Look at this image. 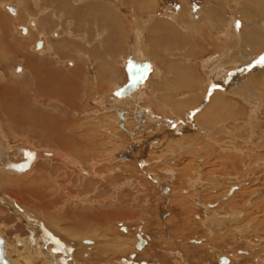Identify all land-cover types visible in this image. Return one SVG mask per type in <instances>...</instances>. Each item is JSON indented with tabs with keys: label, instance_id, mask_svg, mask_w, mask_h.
<instances>
[{
	"label": "rangeland",
	"instance_id": "374dc122",
	"mask_svg": "<svg viewBox=\"0 0 264 264\" xmlns=\"http://www.w3.org/2000/svg\"><path fill=\"white\" fill-rule=\"evenodd\" d=\"M110 1L109 0L108 1L98 0L96 2L102 3L106 6H108L110 11L112 12L110 16H112L113 18H116L117 19L116 22H118V24H120V26H121V29L113 30L108 25L110 27L111 34L113 35V38L114 37H115L114 39L117 38L118 41H120L121 39L123 40L124 38L127 39L125 45L121 44L120 48L117 49V51H118L117 52V57H118V60H117L118 64L117 65H118V68L121 70L123 67L122 62L127 58V56L132 52V50L136 49L137 35L135 36L133 34L134 33L133 29L129 28V24H133L131 22V19H130V17L132 18V16H135L136 19H141L142 17H143L142 19H145V18L149 19L152 17V15L156 14L158 11L157 17H161V15L163 13L168 12L170 14V17L172 18L174 13H176V12L178 13L179 11H181V9H184L185 7L190 6L192 9L194 7H196L194 9H197L199 7L205 8V9L211 8L210 17L212 20H214V21L219 20L221 17H223V15H221V14H225L223 18H225L227 20V22L229 21L230 23H232V19L230 17L232 15L231 12H229V10L226 11V9L224 7L225 5L224 6L221 5V2L218 3L219 1H217V0H151L150 1L151 3L154 2L153 9H155V11L153 13L150 12L152 10L151 4H150L151 8L149 7L148 8L149 11H148V9L144 10L143 8H141L139 6L136 7V4H130L129 0H118L119 3L118 4H115L117 2L112 3V7L110 5H108L109 3L111 4ZM124 1L126 4H124ZM31 4L34 5L32 0H30L29 6H31ZM5 5H9L10 7H16L17 5L20 6V4H17V5L5 4ZM262 6H263V4H261V7ZM23 7H26L28 9L27 2H26L25 6H22V7L20 6L21 15L23 14V12H25ZM212 7H214L216 11L213 10L214 8H212ZM2 8L4 9V5H2ZM123 8H125V9H123ZM131 8H136V9L131 11ZM249 8H250V11L254 10L251 6L250 7L247 6L246 11ZM256 8L257 9H256L255 18L257 19V22L264 20V10H262L263 11L262 12V11H260L259 7H256ZM30 9H31V7H30ZM36 9L39 10L38 8H36ZM232 9H235V8L232 7ZM119 11H121L122 15L120 13L117 15V12H119ZM129 11L131 12V15H129ZM138 13H140V15H138ZM52 14L53 13L51 12V15ZM45 17L40 18V23L46 24V22L44 20ZM194 17L195 16L193 15L192 18H194ZM62 18H64V17H62ZM66 18H68V17H66ZM88 18H90V17H87V19L85 20V22H86L85 24H81L84 21H81V22L78 21L76 23L80 22V27L77 28V32L79 31V32H82L84 34L86 33V35H83V36H87V34H88L90 40L93 41L92 43L94 45H96L94 47V49L91 51L92 53L90 52L87 54L88 61H89L88 67H90V69H91V67H95V64H96L95 61L98 59V57H100L101 59H105L104 48L108 44V43L105 44V42L106 41L108 42L109 39H108V37L107 38L104 37V34L99 32V30H97L96 36H94V37L90 36L89 35L90 32L91 33L94 32V28H93L94 25L91 26V29L89 31V29H88ZM97 18H99V22H100L101 21L100 14H99V17H97ZM235 18L237 20L234 21V23H235L234 25H236V30H238V32H239L237 35H242L241 34L242 31L240 29L242 28V26H244V24H246V22H245L246 19L243 20V18L241 16H239V18H237V17H235ZM32 19H30V20H32ZM7 20L8 21L10 20L12 22H18L16 20V18H14L12 15L8 16ZM61 21L62 20H60V22H57L55 24V27L53 28L54 30L53 29L48 30L46 35H48L49 38L46 37V35H45V37H46L45 39L48 41L51 48H53L55 46V43H56V42L52 41V34H53L52 31H57L58 29L59 30L62 29L64 24ZM253 21H255V20H253ZM28 22H27V24H28ZM99 22L96 23V27H98V28L100 26ZM239 23H240V25H239ZM74 25L75 24H72L71 29L75 28ZM237 27H240V28L237 29ZM69 29L70 28L68 27V30ZM79 29H84V30L81 31ZM153 29H155V28L151 27L150 30H153ZM206 29H208V30L207 31L205 30V33H204L205 37H204V34L202 33L203 36L199 35L198 38H195V40H198L199 42H201L202 45L203 44L204 45L209 44V41H210L208 37H209V34L212 33L211 28L207 27ZM16 30H18V26H16ZM119 32H121L122 34H120ZM263 32L264 31H262V33H261L263 35L262 37L258 36L259 45H261V47H260L261 50L264 48V34H263ZM147 33L148 32H146V34ZM99 34L101 35L102 41L96 40L97 36ZM182 35H184V34L182 33ZM206 35H208V36H206ZM80 36H82V35H80ZM147 36H148V34H147ZM184 36H186V35H184ZM190 39L191 40H189V37L186 38V40L184 39L185 40L184 42H187V45L186 44L184 45L185 48H183V46L180 47V45L178 44V46L181 49L173 48V50H171V51L167 50L164 52H162V50H160V48L155 47V43L154 42L151 43L152 41L149 37L146 40V43H147L146 45H148L151 52L154 55L156 54L157 56L159 54H160V56L161 55L163 56L164 53H167V55L168 54L171 55V53L173 51H175V50L179 51L180 50L181 51V53H180L181 58L177 59V60L171 59L168 63L171 64L172 69H174V67H176L177 70H180V75H182L183 68L185 67V65L188 66V62H186L187 59L185 60V57L187 58V57L193 56L194 59L196 58L197 60H199L201 62L200 55L207 54V52L211 51L212 49H214L216 51H218V50L222 51V50H224L225 43H228V39H226V37H222L221 43L218 42V48L217 49H216L217 45H214V47L212 46L213 48L210 46H206V48L208 47V49H206L205 52H203L202 50H200V48L198 49V46L197 47L195 46L193 50L189 51V46H190L191 42L193 41L192 40L193 38H190ZM206 39H208L209 41L208 40L206 41ZM241 40H242V43H241ZM238 42H240V43H238ZM252 42H253V37L247 39L246 37L245 38L244 37L238 38L235 36V39L232 43L234 46H237L240 48L238 50L242 49L244 51V54L247 53L248 55L250 54V56H251L256 51V48H253V46L251 45ZM173 43L175 44V46H177L176 45L177 43H175L174 41H173ZM192 43H194V41ZM78 46H81V45H77V48H78ZM100 47H101V49H100ZM108 47H109V45H107V48ZM99 51H101V52H99ZM5 52H6V50H5ZM132 53H134V51ZM263 53H264V50H263ZM90 54L93 55L94 58H92V56ZM195 54H196V56H195ZM89 55H90V57H89ZM154 55H153V57H154ZM39 56L42 58L44 57L43 55L37 53L38 58H39ZM46 57H47V59L51 60L50 58H48L47 55L44 58H46ZM84 57L85 56L83 54L79 60L81 67H83L82 62H84L83 61ZM240 57L242 60V58H243L242 54H240ZM166 58H167V56H166ZM166 58H165V60H166ZM154 59L157 63V61L161 58L154 57ZM162 60H163V58H162ZM117 61L112 59L110 61V64L108 65L109 67H107V70L106 69H101V70L99 69V76H98V72L95 73L91 69L92 74L91 73L90 74H91V76H93V80H94L95 76H96V78L97 77L101 78L102 76L104 78H107L106 80L108 83L106 85V90L103 91V92H105L106 98H108V100H106L107 104L105 103V101L103 99V103L105 105V108L110 107L109 105L111 104V97H114V95H112V93H111V90L113 89V87L114 86L115 87L121 86L120 84H122V81H120V79H115V78L113 79L114 73L116 71V70H114L113 67H115V63H117ZM161 62L165 63L164 60ZM227 62L228 61H226V63L224 62L226 65L224 64V66L222 68V69H224V72L227 71L228 68H229L228 70H231V69L235 70V68L234 67L232 68V65H229V63H227ZM261 62H263V60H261V59L259 60V58H257V60H254V62H252L251 66L255 67V66H253V63L255 65L259 66L260 64H262ZM197 63H198V61H197ZM197 63H195V65ZM54 64H57V65H63L64 64L65 67H68L69 69L72 70V68H70L68 65L67 66L65 65V61L62 62L61 64H58L57 61H55ZM112 65H113V67H112ZM156 66L159 68V66L157 64H156ZM225 66H227L228 68H226ZM252 67H251V69H252ZM1 68H0V72L5 73V69L4 68L1 69ZM196 68H198V67H196ZM199 68H200V63H199ZM119 69L117 70V72L119 71ZM124 69L122 71L123 76L126 74V71L124 73ZM161 71H163V70L161 69ZM12 72H13V68L11 69V75L13 78L16 79L15 76H17V75H15V73L13 74ZM170 73H172V72H170ZM65 74H66L65 68L59 69L58 77L59 76L63 77V76H65ZM167 74L168 75L166 76L165 71H163L162 74L159 73V74L154 75L152 80H151V83L145 89V92L147 93L148 97L150 96V98L146 97L144 100L141 101L142 105L141 104L140 105L142 107L145 106L143 108H146L147 110L149 109L155 115V117H157L155 122L149 121L150 118H147L144 121V122H146V121L148 122V123L144 124V126L146 128H148V129H145V132L140 130L142 125H139L138 123H140V122L136 121L134 110L133 109L129 110V117H130L129 124H130L132 129L140 131L143 136H140L141 134H139V136L143 137V138L145 137L146 133H149V134L153 133L152 131L149 130V128L151 126H153L154 124L158 126L159 131L164 130L167 127V126L161 124L162 123V121H161L162 117H163V119L166 117L167 118L169 117L174 121H176L178 119V117H182V118H184L183 123L185 122L184 124H186L188 126V128H190L192 126V128H190V129H192L191 133L185 134V137L183 139L184 141H181L182 144L180 143V144L175 145L173 143L174 146L172 143H167L168 145L167 144H164V145L158 144V146L160 148L158 146L156 148H159L160 152L162 151L161 149H165V148L167 149L166 152H163V154L161 155L162 159L166 158V163H161L158 165H152L154 160H149L150 159L149 158V159H147L149 163H146L144 165L142 163L141 166L139 165V163L136 160L131 161V162H129V161L127 162V161L120 160V159H119V161L115 160L112 163H110V161L108 160V162H106V164L103 165L102 160H103V156H104V152H105L106 148L113 149L115 147H118L119 148L118 152H120V150H121V153H122V149H125L127 146L125 143H127L130 140V138L128 137V135L130 133L126 132L127 133L126 134L124 132V130L120 129V127L117 126L116 119H112L113 126L115 127L114 134H117V131H118V132L122 133L124 136H126V138H123L120 135H118V136L116 135L117 138L114 141L110 140L108 138H105V137L100 139L99 149L95 152L96 155H100V156L92 162L99 163L100 166L98 168V171H100L101 173H105V174L107 173V174L105 176L106 181H101V180L99 181L98 178H94V179L92 178L91 179V181L94 180V181H92L93 183H99L96 187H94V190L86 189V187H85L86 180H84L81 176H79V174L75 170H73L71 168L66 167V169H68L69 174H63V172H62L63 175L62 174L58 175L56 173L57 171H55L56 168L52 166V163H45V164L40 165L36 169V171H34V173L31 175V178L40 177V178L44 179L47 177L49 182L55 184V187H56L55 189H60V192H62L63 194H65V193L71 194L72 200L68 203L69 208L66 209L67 211H64V212L62 211L66 208V204L64 203L65 197H63V196L58 198L59 201L56 200L57 205L54 207L45 205V206H40L37 209V211H34V210L28 211V214H30V216L33 217L34 221H38V223H41L45 227L51 229L60 239L67 241L71 245H73L75 248V253L78 250L75 258L73 259V261L71 263H73V264H107V263L108 264H117L119 262V260H121L122 258H128V256L132 252V248L136 244V241H135L136 236H133V234L131 232L128 233L129 235L128 234L123 235L119 232L118 226L120 224L118 225V223L124 222L126 225L133 227V229H134L133 232L136 231V228L140 223H144L143 232L146 231V233L148 235L153 237L152 238L153 242L150 243L149 247H147V249L144 251L145 254L144 253L140 254V257H139L140 260L145 259V260H148V261L153 262L155 264H217L214 257L211 254L208 256L206 253V250H204V248L202 249L201 246L199 248H197V246H195L194 244H192L190 242L192 239L198 240L199 237H207L208 236L206 234L205 230L198 228V226L192 225V223H194V224L197 223V221H198L197 219L191 217L193 220H189L187 218L190 223L186 227H183V231L186 230V231H184V233H182V231H179V229L177 228L179 225H181L178 223V220L176 222L177 224L170 222L173 220L174 217L176 219H182V221H184V217L186 216L185 211L182 210V208H184V207L180 206V207H182V208H180L178 203L175 202V200H178L180 197H182L181 193L178 194V197L176 196L177 194H175L174 197L170 200L171 204L169 202H167V204H166L167 206L165 205L166 206L165 209L168 212H171L172 217L166 221H163V222L160 220L158 222L155 221V220H158V218H159L158 212H159L160 204H162V202H164L162 200L161 185L163 184L164 180H166V179L169 180V176H167L165 173V171H167L166 169L170 166H173V165H176V167H179V168L184 167V164L186 163V161L189 163H192V161H194V160L198 161V158H201V157H203L206 160L209 159L210 161H213V163H214L213 174H215V177H213V176L211 177V175L205 176V175H207V174H205L206 170L203 172L204 176H202L203 183L206 185H210L211 187H213V189L211 190V189H208L207 187L203 186V188H201V190H200L201 192L199 194L202 195L201 198H202L203 202L208 201V203H211L214 205L216 203H218V201H219L218 197L223 195L226 191H228L229 187L236 186L238 184L237 181H239V180L244 181V182H241V184H242L241 186L245 187V188L249 187V189L251 190L252 188L259 187L258 183H261L264 180V169H263L264 168V112L261 113V110L258 112L256 110L257 114H255L256 112L251 114V116L254 115V117L256 119L250 118V121H249V117L247 115H249L250 112L253 111L254 109H252L251 111L246 110V111L242 112V108H241L242 104H241L240 100L239 99L238 100L233 99L232 96H228V99L229 98L233 99V100L237 101L238 103L234 102L233 100H232V102H234V104L229 103V108L231 109V111L228 110V112H227L228 114H225L222 117V119H221L222 121L219 122V124H221V126L222 125L223 126L221 129H219L220 131L218 133H215V136L220 140L219 141L220 143L218 142V144L226 143L227 145H231L233 143V145H232V147H234L233 150L231 149L229 154H227V153L223 154V152L221 151L220 145L219 146L215 145L214 147H211L208 144L207 139L203 140L201 138V137H208V136L202 135L203 133L199 134L195 131V127H194L195 124L194 123H199L208 132L211 129V128H208V126H205L200 122H197L198 119L196 121V119L194 118L195 116L192 113V112H194L192 110V108H194L198 103V97H199L198 93H197L198 91L195 92L196 94L195 93L193 94V92L191 90L187 91V89H186V90H183L182 93L181 92L176 93L175 91L170 90V88L168 87V90H163V92L161 90L157 94V97L160 96V94L164 95L166 92L169 94V95H166V100H165L166 102L164 101V103H166V105L170 104V102H168V101H170L172 99V97L178 98V97H181L183 94H186L185 99L191 97L192 100H190L186 103L185 102H179L177 100H176V102L174 100L173 101L171 100L173 105H178L179 103H183V105L179 106V108L181 109L180 111L178 110L179 112H172V111L170 112L169 107L168 106L165 107L164 106L165 104H163L162 101H160V100H154V101L148 100V99H154L155 98V97H153V95H151L154 92L153 86H156L155 84H158L160 87H162V86L165 87L168 85L176 86L175 84H173V83H175V81H173V80L177 79L180 76L178 71L176 72V74L172 73L173 75L169 74L168 72H167ZM198 74H199V72H198ZM208 75H209V73H207V81H204L203 78L200 75H198V77H201V80H202V81H200V86H203L204 82L205 83L208 82ZM234 75L236 77L235 76L232 77L233 78L232 82H231V80H229L227 85H225V84L223 85V87L225 89L229 88L230 89L229 91H236V89H238V87L236 85H235L236 87H233V88L231 86L233 85V83L235 81H238V79L241 80V77H242L241 75H239L238 72L237 73L234 72ZM125 77H127V76H125ZM162 81H163V83H162ZM83 83L84 82L77 81V85L79 87L78 89H81V91H82V95H81L82 97L81 98L79 97L82 100H78V103L82 104L80 106H84L83 107L84 110H87V111L93 110L94 111L95 109L98 108L97 104L95 103V100L100 95V94H98V91H97L99 89H97L95 86V83L92 82L93 91L91 89H89V91H87L88 86H86L85 83L84 84ZM101 84H103V83H101ZM14 85L15 84H13V86ZM0 88H1V86H0ZM17 90H18V93H20V92L22 93V91L19 90L18 88H17ZM238 91L241 92V90H238ZM177 95H178V97H176ZM187 95H190V96H187ZM36 96H38V98H41L44 101L43 105H37V104L34 105V103H31L33 106L30 109L22 107V104L19 101L20 98H18V97H17L18 100L16 102H14L11 99V100H8V102L6 101L5 103H0L2 108L4 105L10 106V112H11L9 114L4 113V111H2L1 106H0V126L3 128V134L0 136V139L7 142L8 143L7 146L15 147V146H19V145H26L28 143H34L35 145H46V143L49 144L50 141L46 138L47 137L46 132L43 133L42 131L46 130L47 129L46 127H50L51 124H53L52 120L54 118H57V117L63 118V117L67 116V114L65 113V111H66L65 105L66 104L62 99H58L54 94L46 93V92H44L41 95L37 94ZM192 96L194 99L192 98ZM155 102H157V103H155ZM158 102H160V103H158ZM204 102H205V100H204ZM11 104H14V105H11ZM202 104H203V102H202ZM107 105H108V107H107ZM234 105H238V107H240L241 109L237 107L238 111H233ZM37 106L40 109H35ZM126 106L133 108L131 104H127ZM149 110H148V112H149ZM190 110H192V111H190ZM196 111L198 112V109ZM186 113H190L191 116H187L189 114L185 115ZM244 114H246V115H244ZM14 115H15V118H14ZM240 115H242V116H240ZM107 116L108 115H103V116L98 117V118L104 119ZM186 116L188 119L186 118ZM226 116H228V117H226ZM2 119H4V120H2ZM57 120L62 121L59 118H57ZM234 120L239 121V123H238L239 126H236L233 124ZM160 121H161V123H160ZM246 122H249V124H246ZM102 124H104V123L102 122ZM243 124H245V125H243ZM88 125H90V123L86 124V122H85L83 126L82 125L80 126L79 124H77L75 126L80 127V130L76 131L75 133L70 132V134L69 133L68 134L69 135L74 134L75 137H77V138L82 137L85 139H92L93 134L95 135V133L97 134V132L92 130V129L86 130L85 127H87ZM254 126H256V127H254ZM7 127L10 130L15 129L16 136H15V134L8 132ZM211 131L212 130H210V132ZM251 137H253V139H251ZM223 139H224V141H223ZM8 140H9V142H8ZM19 143H23V144H19ZM34 144H30V145H34ZM212 144L213 143H211V145ZM55 146H56L55 144H51V148L54 149ZM183 146L189 147L188 148L189 150L183 149ZM170 147L173 149H169ZM235 148H240V149L242 148V149L241 150L240 149L235 150ZM37 149L47 150V149H43V148L42 149L37 148ZM138 150H141V149H138ZM156 152H157V149H154L150 153L155 154ZM209 153H210V156L208 155ZM64 154L70 160L78 162L84 169L89 168L90 164L92 163V162L90 163L91 158L88 159L86 157H83V158L76 157V155L72 154V153H69V154L64 153ZM241 156H243L241 158L242 161L239 160V157H241ZM229 157H230V161H228ZM11 158L13 161H16V162L21 161V156H19L16 153H15V155L11 154ZM221 158H223V160H221ZM225 158L227 159L226 161H225ZM232 158H234V160ZM218 159H220V161H219L220 163H217ZM235 159L237 162L235 161ZM210 161H208V162H210ZM208 170H212V168H210ZM177 172H179L178 175H180V170H178ZM54 173H55V175L52 176V174H54ZM147 173H150L153 176V178L147 177L145 175ZM70 174L72 175V178H73V182H72L73 185L70 184L71 182L66 180L69 178ZM188 176L189 177H184V178L182 177L180 179L179 178L176 179L174 181V184H172V186H173L172 188L177 192H179L181 189H184V190L189 189L190 190V187H191L190 184L192 181L190 182L189 178L192 179L195 176H194V174H193V176L192 175H188ZM178 177H180V176H178ZM0 178H2V175L0 176ZM151 179H154V180H151ZM245 180L248 183H245ZM256 180H257V182H256ZM69 185H71V186H69ZM113 186H117L116 191H113L114 189L110 188V187L113 188ZM243 190H244V188H243ZM250 190H248V191L251 192ZM203 191H208V192L206 193ZM248 191L243 193V195L241 192L240 196L236 197V202H234L233 206H232V204L227 205L226 203H225V205H223L224 203L221 205L225 206V208L230 206L232 208V210L236 211V214H238L237 211L239 213L242 212L241 218H240V220H241L240 223L243 225L244 224L246 225L249 223V225H250L249 227L252 226V228H254V229L253 230H251V228L245 229L243 232H241V233L245 232L244 238L241 240L234 241L233 239H231L230 237L227 236V235L234 233L233 231H230L231 228H229L228 225L231 222L238 223L237 220H228L227 222H225V221H220V220H217L215 218H212L215 221L225 223L226 227H228L229 229H224L222 231L221 230L222 223H221L220 227H217L213 230L214 232H216V234L217 233L218 234H224V236H225V238L219 239V235H217V237H215L218 239V240H216L217 244H213V242H211L212 241V239H211L210 243H212L214 246L209 245L208 244L209 240L205 239V241H206L205 247L208 250L210 248L212 253H214L215 255L227 254L229 252H234V253H232L233 254L232 255V261H233L232 264H234L235 262H236L235 264H246L247 261L245 259L250 258L252 256L246 257L244 260H239L237 257V255H238L237 249H243L244 248V249H247V251H243V252H249V250L252 249L251 243L255 244L254 239H259L258 237L264 238V213H263L264 212L263 211V209H264V200L263 199L264 198L259 199V200H253L252 197L250 198L251 195ZM7 192H9V190H6V192L0 191V198L5 199L8 197V195L10 197L11 194H9ZM12 193H14V192H12ZM219 193H220V195H219ZM81 194H84V195H81ZM103 194H104V196H103ZM75 195H77V196H75ZM185 195H188V194H185ZM11 196L12 197H10V201H16L17 200L16 197L14 196V194H12ZM253 196H255L254 193H253ZM185 197H187V196H185ZM187 198H189V197H187ZM94 199L97 201V203L100 202V204L97 205V207L95 209H93V210L90 209V211H89L90 212L89 214L91 215V218H90L91 223H89L86 220L89 223V226L87 228L88 231L79 230V229H76L75 227H73L75 225V222H78V220L82 218V213L80 211H78L77 203H80L81 201H87L91 205L90 202ZM172 200L174 203L172 202ZM247 200H249V201L253 200V201H251L250 206H247V205L245 206ZM102 201H103V203H102ZM230 202H232V200L228 201V203H230ZM192 203L193 202H191V204ZM217 205L218 204H216V206ZM218 206H220V204ZM0 207L3 208L7 212V213L3 214L4 217H2V220L0 219L1 220L0 224L1 223L4 224V225L2 224L1 228L6 232L8 238H9L8 241L10 243H12L11 245L16 246L17 240L15 239V237L20 236V238H26L28 236V231L25 229L23 224L20 222H18V224H19L18 226L14 225V222L16 221L15 216L12 215L11 213H9L1 205V203H0ZM221 209H222V207H221ZM97 211H102V212H100V214H106V215L108 214V216H110V214H112V213H116L115 211H117V214L118 213L122 214V213L127 212V214L129 215V220H128L129 223L126 221L117 222V219L118 220H121V219L116 217L115 221H112L110 224H108L109 222L107 223V227L109 229L107 231H105L100 226H98L97 223H93V216H94L93 214L96 215L98 213ZM201 212H202V210H196L195 211V213H197L199 216H201L200 215ZM191 214H192V211H191ZM106 215L103 216L105 218V220H107L106 218H108V216L106 217ZM141 220H143V221L141 222ZM207 221H208V218H207ZM104 225H106V224H104ZM203 225H205L207 227V225L204 221H203ZM243 225H241V226H243ZM13 226H16V227H13ZM146 226H147V228H145ZM228 230H229V233H228ZM167 234L171 238H174V240H179V241L174 242L172 240L168 241L169 238L164 239L163 236L164 235L167 236ZM187 234H188V236H187ZM230 236L232 237V235H230ZM83 239H90V240L95 239L97 241H101V244L104 245V247H105L104 253H106V256L100 257V255H99L96 258L91 256L92 255L91 254V252H92L91 248L83 249L84 248L83 246H85V245H80L81 244L80 242ZM238 239H239V237H238ZM107 241H108V243H107ZM259 241L262 242V240H260V239H259ZM23 246H24V243L21 244L20 249L22 251H24V253H25L27 251H25V246L24 247ZM86 247H89V246H86ZM111 247H113V249ZM33 249H35V246H32V250ZM212 249H214V251ZM193 250H194V253H192ZM178 251H180L181 254L185 255L186 260H185V257L182 258L183 260H185L184 263H182L183 261L181 262V260L176 263V260H174V257L176 255H177L176 257H178V255H179V257H182V256H180L181 254H179ZM83 252H85V253H83ZM258 252H259V250H256L255 255H258ZM104 253L101 252L100 254H104ZM249 253L251 255L253 253V250H251V252H249ZM85 254H88V256H84ZM45 256H46V254H45ZM189 256H191V257H189ZM48 259H50V258H47V263H49ZM39 262H41V261H39ZM260 263L262 264L261 259H260ZM34 264H39V263H34Z\"/></svg>",
	"mask_w": 264,
	"mask_h": 264
},
{
	"label": "bare ground",
	"instance_id": "6f19581e",
	"mask_svg": "<svg viewBox=\"0 0 264 264\" xmlns=\"http://www.w3.org/2000/svg\"><path fill=\"white\" fill-rule=\"evenodd\" d=\"M24 1H25V3L27 2V6L30 9V7H29L30 1L29 0H24ZM32 1H33L34 6L39 9V10H37L38 14L42 10H43V12L50 11L53 14H57L58 13L57 11L59 10V12H62L60 17H68V18H70V17L73 16L74 17V19H72V21L74 22L73 24H76V22H78V21H84L81 24H85L86 23L85 20L87 19V17L93 16L92 15L93 13H95V14L99 13L101 21L106 22V24H108L111 28L114 27L113 30H116V28L117 29H121L120 24H118V22H116L117 19L113 18L112 16H110L112 12L108 8V6H106V5L102 4V3H98V2H96V0H94L95 3H90V4H92L91 6L87 5V3H88L87 2V3H85L87 6L84 7L83 6L84 4H83L81 8L74 7V6H77L76 4H81L82 3V2H80L81 0H51L52 1V2L50 1L52 3L51 6L47 5V4H50V2H48L47 0H32ZM102 1H106V0H102ZM150 1L151 0H129V3L130 4H136V7L139 6V7L143 8L144 10H147L150 7ZM217 1H219L218 3L221 2V5H223V6L225 5L224 7H225L226 11L229 10V12H231L232 15L230 17L232 19V23H230L229 21L227 22V20L225 18H223L225 14H221V15H223V17H221L219 20H216V21L212 20L211 17H210L211 8L210 9H207V8L205 9V8L199 7L197 9H194V8L192 9L190 6L189 7H185L184 9H181V11L178 10L179 12L178 13L177 12L174 13L172 18L170 17V14L168 12H165V13H163L161 15L160 19L155 20V16H157L158 11H157L156 14L152 15V17L149 18V19L148 18L147 19H142L143 17L141 19H136L135 16H132V19H133L132 23L133 24H129V28L133 29V32H134L135 36L137 35V38H136V40H137L136 49L133 50L134 51L133 54L131 53L132 56H128L122 62L123 63L122 66H123V69H124L125 66H126V62H127L128 58H132L136 62H148V63H150V66H151V73L149 74L148 79L144 83H142L137 90H134L130 94H128V95H126L124 97H121V98L115 96L114 92L116 90H118L119 88H121L122 86H116V87L114 86L113 89L111 90V93H112V95H114V97H111V104H110L109 108H105V105L103 103V99H101L100 101L99 100L96 101L97 104H100L103 107L104 112H102V114H101V112H98L95 115H99L100 114V116H101V115L105 114V115H108V116L106 118H104V119H101V118L99 119L98 117H93L94 113H92V114L88 113L89 114L88 115V117H89L88 120L89 121H87L86 124L90 123V125L85 127V129L86 130L92 129V130L97 132V134L96 133H95V135L93 134L92 139H85V138H82V137H78L77 138V137H75L74 134L73 135H69L66 132V130H67L66 128H64V129H66L65 130L66 133H64L63 132L64 130L60 129V128H61V126H63V127L66 126V125L68 126L69 122H67V121L65 122L62 119H61L62 121H59L56 118H55V120H56V123L58 121L59 129H55V130L53 129L54 132L49 134V135H51L50 137H52L53 139L57 140L60 143V145L63 143V146H61V147H65L66 148V154L67 153L68 154L72 153V154H75L76 157H80V158L86 157L88 159L91 158V160H90V163H91L92 161H94L95 159H97L100 156V155H96L95 152L99 149V144H100L99 141H100L101 138L105 137V138H108V139L113 140V141L117 138L118 135L122 136L123 138H126V136H124L122 133H120L118 131H117V134H114L115 127L113 126L112 119H116L117 126H120V124H123L124 128H122L120 126L121 127L120 129L124 130L125 133L126 132L130 133L128 135L130 140L127 143H125L127 146H126L125 149H122V153L126 152V151H130L129 153H132L133 155H135L136 153H134V151H135L134 145H136V141H137L138 138H143V137H140V136H143V135L141 134L140 131L134 130V129L131 128V126L129 124V120H130L129 110H131V109L134 110L136 121L140 122V123H138L139 125H142L140 130L143 131V132H145V129H148V128H146L144 126V124H146V123H144V121L147 118H150L149 121H151V122H155L156 121L157 117H155V115L149 109H148L149 110V112H148V110L146 108H143L140 104H141L142 100H144L146 97H148L147 93L145 92V89L151 83V80H152L153 76L156 75V74H159V73L160 74L163 73V71H161V69H159L156 66V61H155V59L153 57L154 54L151 52V50L148 47V45H146L147 44L146 43L147 38L149 37L151 39V41H152L151 43L154 42L155 43V47L160 48V50H162V52H164V51H167V50L171 51V50H173V48L181 49L180 48L181 46H183V48H185L184 45L185 44L187 45V42H184V41L186 40V38L189 37V40H191L190 38H193L192 40L194 41V43H192L193 41L192 42L190 41L191 44L189 46V51L193 50L195 46L196 47L198 46V49L200 48V50L205 52V50L208 49V47L206 48V46H210V47L213 46L214 47V45H217V47H216V49H217L218 48V42L221 43V38L222 37H226V39H228V43L224 42L225 43L224 50H222L220 53L212 54V56L207 57V59H205V60L204 59L201 60V62L199 60H197L196 58L194 59L193 56H190V57H187V58L185 57V60L187 59L186 62H188V66L187 67L185 66L183 68L182 75H180V70H178V73H179L180 76L177 79L173 80V81H175V83H173V84H175L176 86L168 85V86H165V87H163V86L160 87L158 84H155L156 86H153L154 87V92H153V94H151L155 98L154 99H148V100H150V101L160 100V101H162L163 104H165L164 105L165 107L166 106L169 107L170 112L171 111L172 112H179L181 110L179 108V106L183 105V103H179L178 105H173L172 101L174 100L176 102V100H177L179 102H185L186 103V102H188V100H190L188 98L185 99L186 94H183L181 97H178V95H177L176 97H178V98L172 97V99H171L172 101L171 100L168 101V102H170V104H168V105H166V103H164V101L166 100V95H169V94L166 92L164 95L162 94L163 96L160 94V96H158V97H157V94L161 90H162V92H163V90H168V87L170 88V90L175 91L176 93H179V92L182 93V91L186 90V89H187V91L191 90L193 92V94L198 91L197 92L198 96H199L198 97V103H197L196 106L194 105L195 106L194 108H192V110L194 111L192 113L194 114L196 109H198V110L201 109V111L199 113L197 112V114L195 115L194 118L196 119V121L198 119L197 122H200L203 125L208 126V128H211L210 130H212V131L210 132V130L208 129L209 130V132H208L199 123H194L195 124V126H194L195 127V131L197 133H199V134L203 133L202 135H207L208 137H201V138L203 140L207 139L208 140L207 142H208V144L211 147H214L215 145H218V146L220 145L221 151L223 152V154L224 153L229 154L230 150L231 149L233 150V148H234V147H232L233 143L231 145H227L226 143L218 144V142L220 140L215 136V133H218L220 131L219 129H221L222 126H223V125L221 126V124H219V122L222 121L221 120L222 117L225 114H228L227 113L228 110L231 111V109L229 108V103H232V104H234V102L238 103L237 101H235L233 99H237V100L239 99L241 104H242V106H241L242 112L246 111V110L251 111L252 109H254L253 111L250 112V114L248 113L249 115H247L249 117V121H250V118L251 119L255 118L254 115L251 116V114L255 113L256 110H257V112L260 111V110H261V113L264 112V61L261 62L262 64H260L259 66L255 65L253 63V65L255 67L251 66L252 69L250 68V70L243 69L244 66H246L248 64H251V62H253V61L250 62V60L252 58H256L257 59V58H259V57L264 55V53H263L264 48L262 50L260 49L261 45H259V39H258V36H260V37L263 36L261 33H262V31H264V20H261V21L257 22V19L255 18L256 9H257L256 7H259L260 11L264 10V0H217ZM115 2H117V4L119 3L118 0H112L111 4L115 3ZM261 4H263L262 7H261ZM4 6L7 7V10L12 14V16L14 18H16V20L20 19V15H21L20 6H18V5L16 7H10L9 5H4ZM245 6L246 7L247 6H249V7L251 6L254 10L250 11V8H249L246 11V7ZM214 7H212V8H214ZM232 7H234L235 9H232ZM9 8L12 9L14 12H12ZM90 9H92L93 13L90 12V11L88 13H86ZM135 9L136 8H131V11H133ZM213 10H215V8ZM25 14H28V11H26ZM193 15L195 16L194 18H192ZM239 16H241L243 18V20L246 19V21H245L246 24H244V26H242V28L240 29L242 31V33H241L242 35H237L239 32H238V30H236V27L234 26V24H235L234 21L237 20L235 17L239 18ZM97 17H99V15L95 17V19L99 20V18H97ZM253 20H255V21H253ZM37 21L33 17V19L30 20L28 22V24L26 22V24L24 25L25 28H22V30H23V34L24 33L26 34V30H27V35L24 36V35H22L19 32V35L22 36V38H23V40L21 41L22 43L25 40L27 42V41H31L33 39V41H35L34 42V46H35L38 41H41V42H39V43H41V46H39V48H41L42 50H39L36 53H39V54L43 55L44 57L47 55L48 58L51 59V60H49V59H47V57L46 58L43 57V59L37 57V60H39L41 62L43 60V63H45L47 61H49V62L53 61V63H54L55 61H57L58 64H61L63 62V60H64L63 58L65 56H67V54L71 53L72 49L74 48L73 46L76 45L75 42H74L75 40H72V39L80 38L83 41V43L81 42L82 44H80L82 46H78V47H80L79 51L80 50H84V52H82L80 56H82L84 54V56H85L84 60H83L84 64L85 65L89 64L88 63L89 61H88L87 54L90 53L94 49V47L96 46V45H94L92 43V41L90 40L89 36H83V35L80 36V35H78V37H77L75 35V34H77V28H73V29L70 28L68 30V28L64 29L61 26L62 29H60V30L58 29L57 31H52V33H53L52 34V41L56 42V43H55V46L53 48H51V46L49 45L48 41L45 39V35L47 34V32L49 30L48 29L49 25L47 24L49 22H47L45 24V23H40V21L39 22H37ZM30 22H35V25H34V23L32 24V26L34 25L33 28L31 27ZM38 23H40V24H38ZM19 27H21V25L18 26V29H20ZM151 27H154L155 29L150 30ZM207 27L211 28V32H212V33L209 34V37H208L210 41L208 39H206V41L207 40L209 41V44H206V45L203 44L202 45V43L199 42L198 40H195V38H198L199 35L203 36L202 33L204 34L205 30L206 31L208 30V29H206ZM146 32H148L147 33L148 36H147ZM182 33L184 35H186V36L182 35ZM35 34H38V35L42 34V35L40 36V38L38 37L39 38L38 40H37V38H36V40H34L33 37H35ZM263 34H264V32H263ZM85 35H86V33H85ZM206 36H208V35H206ZM235 36L238 37V38L239 37L240 38L241 37H244V38L246 37L247 39L253 37V42L251 43V45L253 46V48H256V51L254 52V54L250 56L247 53L244 54V51L242 49L238 50L240 48L237 47V46H234L233 43H232L234 41V39H235ZM204 37H205V34H204ZM100 39H101V35L99 34L97 36L96 40L102 41V39L101 40ZM121 41H122V39L120 40V42ZM173 41L175 43H177L176 44L177 46H175ZM8 43H10V42H8ZM109 43L110 42H108V45H109ZM238 43H240V42H238ZM241 43H242V40H241ZM43 44H44V46H43ZM178 44L180 45V47L178 46ZM6 45H7V42H6ZM34 46H33V48H34ZM84 46H85L86 49H84ZM11 49L12 50H16L15 48H11ZM67 49H70V50H67ZM65 50L66 51H71V52L66 53ZM4 53H5V50L4 49L2 50L0 48V56H1V54L4 55ZM20 54H21V52H20ZM240 54H242V57H243L242 60H241ZM154 56H156V58H157L156 54ZM195 56H196V54H195ZM197 61H198V63H197ZM226 61H228L227 63H229V65L232 64L235 67L236 71L239 70V75L242 76L241 80L238 79V81H235L233 83V85L231 86L232 88L237 86L238 89H236V91H229L230 90L229 88L225 89L223 87V88H219L218 89V88H214L213 87V89H212L213 96L209 100H206V102H204L206 95H208L207 93L209 92L210 87L211 86H216L218 84V82L220 81L219 79H221L223 76H225V75L227 76L228 74L233 72L234 69H231L232 72H231V70H228L229 68L225 72H224V69H222L224 64L226 63ZM70 62H73V66H72V70L69 69L68 67H66L69 71H72L74 73L78 72V71L83 72V67L80 66V61L79 60L78 61H74L72 59L66 60L65 61V65L67 66L68 63H70ZM195 63H197V64L195 65ZM199 63H200V67L203 68V70L206 71V73H209L208 82L207 83L204 82L203 86H200V81H202L201 77H198V75H200V74L195 76V72H197V70H199ZM20 67H22L21 68L22 69V73H19V74H17L16 68H13V72L12 73L13 74L15 73V75H17V76L14 75L16 77V79H18V77H20L24 73L23 66L21 65ZM196 67H198V68H196ZM225 67H227V66H225ZM70 68H71V66H70ZM102 69H106V68L102 67ZM125 71L126 70L124 69V73H125ZM5 75L6 74L3 73V72L0 73V86H1V88H0V96L1 95L2 96H7V95L10 94V97L12 98V96H14V94H15V92H14L15 91V87L12 84H8V85L5 84V83H7V82H5V80H6L5 79L6 78ZM87 75H88V72H87ZM125 76H126V74H125ZM233 76H235V75H233ZM8 77H10V76H8ZM11 77H12V75H11ZM24 77H26V75ZM127 77H126V79H127ZM66 78H67V76H66ZM224 78H222L223 81H224ZM35 79H36V77H35ZM70 79H71V77H70ZM106 79L107 78H104L103 76L101 78L97 77L98 82L95 83L96 88L97 89L102 88L104 86L103 84H101L103 82L102 80H106ZM84 80H86V79H84ZM225 80H227V79H225ZM228 80H231V82H232L233 78H231V79L228 78ZM37 81H40V80H37ZM62 82H63V80H62ZM69 83H71V82H69ZM162 83H163V81H162ZM90 84H91V82H90ZM56 85H57V82H56ZM70 85H72V84H70ZM62 86H63V84H62ZM78 88L79 87H77V89ZM60 89H62V91L64 92L63 88H60ZM71 89L74 90V91L71 92ZM65 90H66L65 91V95H69V97H70L71 94L75 95L77 93V92L75 93L76 86H74V87L73 86H71V87H67L66 86ZM238 90H241V92H239ZM62 91H60V92H62ZM54 93H56V92H54ZM187 96H190V95H187ZM228 96H232L233 99L229 98L230 99L229 100ZM148 98H150V96ZM189 98H191V97H189ZM192 98H193V96H192ZM70 99H71V97H70ZM232 100L234 102H232ZM202 102H203V104H202ZM155 103H157V102H155ZM158 103H160V102H158ZM127 104H131L133 108H131L129 106H126ZM238 105H234L233 106V111H238V108H240V107H238ZM1 109L6 114L11 113V112H9L10 111V107L7 106V105L6 106L4 105L3 108L1 106ZM192 110H190V111H192ZM119 112H122V114H123V117H124V122L123 123H122L120 117H118L119 115H117ZM257 112L255 114H257ZM187 114H189V115H187ZM185 115L191 116L190 113H186ZM244 115H246V114H244ZM187 116H186V118H187ZM240 116H242V115H240ZM226 117H228V116H226ZM14 118H15V115H14ZM161 119H162L161 120L162 123H161V121H160V123L165 125V126H167V127H169V129L170 128L171 129L172 128L173 129H175V128L179 129L180 127H183L185 125L184 124L185 122L183 123L184 118H182V117H178V119L176 121L172 120L169 117L168 118L166 117L164 119L162 117ZM101 121L104 124H102ZM238 123H239V121L234 120L233 124L236 125V126H239ZM246 124H249V122H246ZM179 125H180V127L178 128L177 126H179ZM243 125H245V124H243ZM254 127H256V126H254ZM79 130H80V127H76L75 126L70 131L72 133H75L76 131H79ZM149 130L155 133V132H157L159 130V128H158L157 125L154 124L153 126H151L149 128ZM163 131L164 130H161V131H158V132H163ZM2 134H3V128L0 126V136ZM139 134H141V135L139 136ZM184 137H185V135L182 134L181 136L176 138L174 141L169 142V143H172V144L174 143L175 145L180 144L181 141H184L183 140ZM251 139H253V137H251ZM223 141H224V139H223ZM54 142L55 141H53V144H55ZM211 143H213V144L211 145ZM50 144H51V142H50ZM56 144H57V142H56ZM174 144H173V146H174ZM7 145H8L7 142H5L2 139H0V176L2 175V178H0V191L1 192H4V191L6 192V190H9V192H7V193H9L11 195L14 194V196L16 197L17 200L16 201H10V197H12V196L10 195V197H9V195H8V197L5 198V199L0 198V203L9 213H11L12 215L15 216L17 222L15 221L14 225L18 226L19 225L18 222L23 224L25 229L28 231V236L26 238H20V236H18V237L16 236L17 238L15 237V239L17 240V244H16V246L15 245L12 246L11 245L12 243H10L8 241L9 238H8L6 232L1 228V226L3 224V223H1L0 224V238L4 241V244L0 245V252L3 253L5 258L9 260V264H34V263H39V261H41L44 258L46 259V260L44 259L45 263H47V258L52 259L51 258V253H52L51 250L55 246H58L59 248H57V253L58 252L59 253H63L65 257L63 259H61V260L59 259L60 260L59 262H54L53 261V263H52V262H50L48 260L49 263H47V264H72L71 262L75 258L78 250L75 253V248H74L73 245H71L67 241H64V240L60 239L51 229L45 227L41 223H38V221H34L33 217L30 216V214H28V211H33V210L37 211V209L40 206H45V205H48V206H51V207L56 206L57 202L55 200H58V198H60L62 196L65 197L64 198V200H65L64 203L66 204V209H67L69 207L68 203L72 200L71 194H69V193L63 194L62 192H60V189H55L56 188L55 184L49 182L47 177L44 178V179L40 178V177L31 178V175L34 173V171H36V169L40 165L45 164V163H53L54 161L58 160V161L61 162V164L64 167L66 166L68 168H71V169L75 170L79 174V176H81L84 180H86V185H89L90 189L94 190V187H96L99 183H93L92 181H94V180L91 181V179L92 178L93 179L94 178H98L99 181L100 180L101 181H106L105 180V176H106L107 173L105 174V173H101L100 171H98V168H99L100 164L97 163V162H92L90 164L89 168L84 169L78 162L72 161L69 158H67L66 155L64 154V152L61 153L59 151L58 152H52L50 150H39L34 145H19V146H15V147L7 146ZM156 147L157 146H155L154 149H157L158 153L156 152L154 154V153H148L147 151H145V153L148 154V155L146 154L148 156V159L150 158L149 160H154L152 165H158V164H161V163H166V158L162 159L161 155L163 154V152H166L167 149L166 148L165 149H161L162 151L160 152V150H159L160 147L159 146H158L159 148H156ZM57 148H59V147H57ZM115 148H113V149L106 148V150L104 152L103 160H102L103 165L106 164V162H108V160L110 161V163L114 162L115 160L116 161H119V159L121 160V158H120V156L122 154L121 150H120V152H118L119 148L118 147H115ZM188 148L189 147H187V146L186 147L183 146V149L189 150ZM29 149H32V150H30V152H34V158H33L34 161L32 162L30 168H28V170H25L23 172H16L15 170H13L11 168H8V165L10 163H19L20 162V161L19 162L13 161L12 158H11V154L15 155V153H16L19 156H22L24 158V155H26L25 153H27V151ZM62 149H64V148H62ZM169 149H173V148L170 147ZM236 149H240V148H235V150ZM141 153L142 152H139V154H141ZM141 155H143V154H141ZM208 155L210 156V153ZM242 157L243 156L239 157L240 161H242L241 160ZM223 158H221V160H223ZM232 159L234 160V158H232ZM134 160H137V162L140 161L138 158H135ZM145 160L146 161L142 162L143 165L146 164V163H149L147 159H145ZM226 160L227 159L225 158V161ZM198 161L194 160V161H192V163H189V162L186 161V163L184 164V167H180V168L176 167V165L168 167L166 169L167 171H165V173H166L167 176H169V180H167V179L164 180L163 184L161 185V190H162L161 192H162V195H163L162 196V200L164 202H162V204H160V207L163 208V211H166L165 207L167 206L166 205L167 204V201H166L167 198L169 199L168 202L170 203L171 202L170 200L174 197L175 194H177L176 195L177 197H178V194H180V193L182 194V197H180L178 200H175V202L178 203L179 207L180 206L184 207V208H182V207H180V208H182V210L185 211V215H186L185 217L186 218H184V221H182V219H176L174 217L176 220L173 218V220L170 221L172 223H176L177 220H178V223L181 224V225H179L177 228L179 229V231H182V233H184V231H186V230L183 231V227H186L190 223L189 220H193L191 217H193V218L195 217L198 220V214L195 213L196 210H202V212L205 214L204 216H206L207 218H209L208 216H213L212 218H215V219L220 220V221H225V222H227L228 220H239L241 215L229 213V212H231L230 210L232 209L230 206H229V209H227V211L224 212V214H221L220 213V211L222 210L221 207H223V206H221V204H223V203L228 204V201H230V200H232V202L236 201L235 197L236 196H240L241 192H242V195H243V193H245L246 191L250 190L249 187L245 188V187L241 186L242 185L241 182H244V181H241V180L237 181L236 180L237 183H238L236 186L229 187L228 191H226L223 195L218 197L219 204H220L219 208H212L211 205H214V204L208 203V201L203 202V200L201 198L202 195H200L199 193L201 192L200 191L201 188H203V186L206 185V184L203 183V180H202V176H204L203 172L206 170L205 174H207V175H205V176H210L211 175V177L212 176L215 177V174H213L214 163H213V161H210L209 159L206 160L203 157L198 158ZM208 161H210V162H208ZM219 161H220V159H218L217 163H220ZM228 161H230V157H229ZM235 161H236V159H235ZM138 163H139L140 166L142 165V163L141 164H140V162H138ZM210 168H212V170H208ZM178 170H180V175H178V173H179V172H177ZM55 171H57V168H56ZM193 174H194L195 177H193L192 179L189 178L190 182L192 181L191 184H190V186H191L190 190L189 189H186V190L181 189L179 192H177V191H175L172 188L173 187L172 184H174V181L176 179H178V178L180 179L182 177L183 178L184 177H189L188 175H192L193 176ZM53 175H55V173L52 174V176ZM145 175L147 177H149V178H153V176L150 173H147ZM178 176H180V177H178ZM151 180H154V179H151ZM256 182H257V180H256ZM245 183H248V182L245 180ZM258 185H259V187H257V188H252L251 187L252 188L250 190L251 192L248 191L250 193V195H251L250 198L252 197L253 200H259V199H263L264 198V180L261 183H258ZM205 187H207L208 189H211V190L213 189V187H211L210 185H206ZM110 188L115 190V189H117V186H113V188L112 187H110ZM165 188H168L167 192H164ZM233 188H235V190L232 193H230V191ZM243 188H244V190H243ZM12 192H14V193H12ZM203 192L207 193L208 191H203ZM229 193H230V195L233 194V196L230 197V198L228 197ZM253 193L255 194V196H253ZM185 194H188V195H185ZM50 195H51V197H50ZM185 196H187L189 198H187ZM220 200H224V201L221 202ZM253 200H250V201L247 200L245 206L246 205L250 206V203ZM172 202H173V200H172ZM191 202H193V203L191 204ZM80 203L82 205L86 206L87 209L90 208L92 210L95 209L97 207V205L100 204V202L97 203V201L95 199L90 202L91 205L87 201H81ZM102 203H103V201H102ZM191 211H192V214H191ZM263 211H264V209H263ZM97 212L100 213L101 211H97ZM5 213H7V212L3 208L0 207V219L1 220H2V217H4L3 214H5ZM237 213H238V211H237ZM102 215H106V214H96L93 217H95V219L98 220V224H99L98 226H100L102 229L107 231L109 229L107 227V223H104L106 225L101 224V221L102 222L105 221L104 220L105 218ZM99 218L101 219V221L99 220ZM125 220H127V219H125ZM117 222H120V221H117ZM192 225L198 226V221H197L196 224L192 223ZM16 226H13V227H16ZM88 226H89V223L86 220L81 219L78 222H75V225L73 227H75L76 229H79V230L88 231V229H87ZM249 226L250 225L248 223L246 225L239 226V227L235 228L236 233H238V235H239V239H242L240 235L243 234V233H241V232H243L245 229L252 228V226L251 227H249ZM145 228H147V226ZM127 230H129V229H127ZM143 230H144V226H143ZM86 240H90V239H83L80 242L81 243L80 245L91 244V245L83 246L84 247L83 249L91 248V250H92V252H91L92 255L91 256H93L94 258H96L99 255H100V257L106 256V253H104L105 252L104 251L105 247H104V245L101 244V241H97V240L93 239V240H91L92 241L91 242V241H86ZM136 240L137 239H135V241ZM84 241H86V242H84ZM197 242H198V240H197ZM22 243H24L25 251H27L25 253H24V251H22L20 249V246H21ZM107 243H108V241H107ZM136 243H137V241H136ZM32 246H35V249L32 250ZM86 246H89V247H86ZM111 248L113 249V247H111ZM197 248H199V247L197 246ZM201 248H206L205 244L202 245ZM146 249L147 248H145L144 251ZM212 250L214 251V249H212ZM53 251L55 252V250H53ZM144 251H143V253H144ZM101 252L104 253V254H100ZM249 252H251V251H249ZM83 253H85V252H83ZM192 253H194V250H193ZM45 254H46V256H45ZM238 255H237V257H238L239 260H244L246 258L245 256L242 257V255H240L239 253H238ZM84 256H88V254H85ZM189 257H191V256H189ZM181 258H183V257H181ZM227 259H229V258H227ZM230 260H232V259H230ZM67 261H68V263H67ZM0 264H2L1 259H0ZM117 264H122V261L119 260V262ZM262 264H264V259L262 261Z\"/></svg>",
	"mask_w": 264,
	"mask_h": 264
},
{
	"label": "crops",
	"instance_id": "0c3cea01",
	"mask_svg": "<svg viewBox=\"0 0 264 264\" xmlns=\"http://www.w3.org/2000/svg\"><path fill=\"white\" fill-rule=\"evenodd\" d=\"M30 1V0H29ZM48 2H50L51 0H47ZM96 1H98V0H96ZM106 1H108V0H106ZM110 1V0H109ZM0 48L3 50H6V52L4 53V55H1L0 56V68L2 67V68H4L5 69V82H7V83H5V84H15L14 85V87H15V94H14V96H12V98L10 97V94L9 95H7V96H0V103H5L6 101L8 102V100H13L14 102L15 101H17L18 100V98H20L19 99V101L21 102V104H22V107H24V108H27L28 107V109H30L33 105L31 104V103H34V105H43V100L41 99V98H38V96H36L37 94H39V95H41V94H43L44 92H46V93H52V94H54L58 99H62L64 102H65V107H66V111H65V113L67 114V116L66 117H63V118H61V117H57V118H59V119H62V120H64V121H67V122H69V124H68V126L66 125V126H61V128L60 129H63L64 131V133H69L70 134V130L71 129H73L74 127H75V125H77V124H79L80 126L82 125H84V123L85 122H87V121H89L88 120V115L89 114H92V113H94V116L93 117H101V116H103V115H105V114H103V115H101L100 116V114L99 115H95L96 113H98V112H101V114H102V112H104V110H103V107L100 105V104H97L96 103V101L97 100H101V99H104V101H105V103L107 104V102H106V100H108V98H106V96H105V92H103L104 91V89L106 90V85H107V80H102L103 82V87L102 88H100L99 90H97L98 91V94H100L99 95V97L98 98H96V100H95V103L97 104V106H98V108L97 109H95L94 111L93 110H91V111H87V110H84V106H80V105H82V104H79L78 103V100H82V99H80L82 96V91H81V89H77V87H78V85H77V81H81V82H84L85 83V85L86 86H88L87 87V91H89V89H91L92 91H93V87H92V81L94 82V83H97L98 82V80H97V78H96V76L94 77V80H93V76H91V71L93 70V72H98V76H99V69L101 70L102 69V67L103 68H106L107 69V67H109L108 65L110 64V61L112 60V59H114V60H118V57H117V49L118 48H120V46H121V44H124L125 45V43H126V41H127V39H125L124 37V39L120 42V41H118V39L116 38V39H114L113 38V35L111 34V30H110V27L108 26V24H106V22H104V21H100L99 22V20L97 21V19H95V17L96 16H98L99 15V13H97V14H95V13H93V11H92V9H90V10H88L86 13H88L89 11L90 12H92L93 14V16H91L90 18H88V29H89V31H90V29H91V26H93V28H94V32L93 33H91L90 32V36H95L96 35V33H97V30H99V32H101L102 34H104V37H108V39H109V41L108 42H110L109 43V47L107 48V41L105 42V44H107L106 46H105V48H104V55H105V59H101L100 57H98V59L95 61V67H91V69H90V67H88V65H85L84 64V62H82L83 63V72H81V71H78V72H72V71H69L65 66H64V64L63 65H57V64H54L53 63V61H47V62H45V63H42L43 62V60H42V62L41 61H39V60H37V53L36 52H38L39 50H42L41 48H39L38 46H37V44L39 43V42H41V41H38L37 43H36V45L34 46V42L35 41H33V39L31 40V41H27L26 42V40L22 43L21 41H22V39L23 38H21L22 36H20L19 35V32L22 34V35H27V30H26V34L24 33L23 34V30H22V28H25V24H26V22H28L30 19H32L33 17H34V19H36V21L37 22H39L40 21V18H42V17H45L44 18V20H45V22L47 23V22H49V23H47L48 25H49V27H48V29L49 30H52L54 27H55V24L57 23V22H60V20H62L61 22H63V27H64V29H66V28H72L71 26H72V24L74 23L73 21H72V19H74V17L72 16V17H70V18H66V17H64V18H62V17H59L60 15H61V13L62 12H59V10L57 11L58 13V15L57 14H52L51 15V12L50 11H48V12H43V10L38 14V11H37V9L35 8V6L34 5H32L31 4V6H29V7H31V9H26V7H23V9H24V11L26 12V11H28V14H25V12L20 16V19L19 20H17L18 22H12V21H8L7 19H8V16H10V15H12L8 10H7V7L6 6H4V9L2 8V5H5V4H12V5H17V4H20V6L22 7V6H25L26 5V3H25V1L24 0H0ZM52 2V1H51ZM50 2V4H47L48 6H51L52 5V3ZM80 2H82L81 4H76L77 6H74V7H76V8H81L82 7V5L85 7V6H87V5H89V6H91L92 4H90V3H95L94 2V0H81ZM88 2V3H87ZM110 2H112V0L110 1ZM85 3H87V5L85 4ZM107 3V2H106ZM117 4V3H116ZM124 4H126L125 3V1H124ZM150 4H151V13H153L154 11H155V9H153V6H154V2H150ZM108 5H110L111 7H112V4H108ZM56 6V5H55ZM127 7V6H126ZM195 8V7H194ZM10 9V8H9ZM123 9H125V8H123ZM122 9V10H123ZM129 9V8H128ZM37 11V12H36ZM148 11H149V9H148ZM23 12V11H22ZM175 12V11H174ZM60 13V14H59ZM121 14L122 15V13H121V11H119V12H117V15L118 14ZM131 12L129 11V15H131L130 14ZM8 14H10V15H8ZM37 15V16H36ZM55 15V16H54ZM138 15H140V13H138ZM31 16V17H30ZM158 16V15H157ZM157 16H155V20H158V19H160L161 17H157ZM37 17V18H36ZM124 17V16H123ZM28 18V19H27ZM145 18V17H144ZM27 19V20H26ZM50 21H49V20ZM130 19H131V22H133V19L130 17ZM145 19H147V18H145ZM154 20V21H155ZM99 22V24H100V26H99V28L98 27H96V23L97 22ZM81 22V21H80ZM80 22L79 23H76L75 25H74V27L75 28H79L80 27ZM34 23V25H35V22H30V25H31V27L33 28L34 27V25L32 26V24ZM38 24H40V23H38ZM19 25H21V27H19L20 29H18V30H16V26H19ZM239 25H240V23H239ZM7 26V27H6ZM235 27H236V25H234ZM238 26V25H237ZM116 28V27H115ZM240 27H237V29H239ZM112 29H114V27H112ZM117 29V28H116ZM54 30V29H53ZM79 30H84V29H79ZM18 31V32H17ZM74 31V30H73ZM120 34H122L121 32H119ZM67 34V33H66ZM134 34V33H133ZM77 37H78V35H85L84 33H82V32H77V34H75ZM87 36H88V34H87ZM38 37H40V35H38V34H35V37H33L34 38V40H36V38H37V40L39 39ZM46 37H48L49 38V36L48 35H46ZM45 37V38H46ZM88 38V37H87ZM19 42H18V41ZM72 40H75L74 42H75V44H77V45H80V44H82L83 43V41L80 39V38H74V39H72ZM80 40V41H79ZM78 41V42H77ZM6 42H7V45H6ZM8 42H10V43H8ZM80 42V43H79ZM82 42V43H81ZM91 42V41H90ZM93 42V41H92ZM21 44V45H20ZM77 45H76V47H77ZM21 46V47H20ZM24 46V47H23ZM33 46H34V48H33ZM43 46H44V44H43ZM82 46V45H81ZM111 46V47H110ZM4 47V48H3ZM74 48L72 49V52L71 51H66V53H68V52H71V53H69V54H67V56H65L63 59V62L64 61H66V60H70V59H72V60H74V61H78V60H80V58H81V53L82 52H84V50H80L79 51V48L80 47H78V48H76L75 47V45L73 46ZM113 47V48H112ZM11 48H15L16 50H12ZM20 50H18V49ZM25 48V49H24ZM90 48V47H89ZM84 49H86L85 48V46H84ZM100 49H101V47H100ZM67 50H70V49H67ZM77 50V51H76ZM76 53H75V52ZM115 51V52H114ZM215 51V52H214ZM221 51V50H220ZM220 51L218 50V51H216V50H214V49H212L211 51H209V52H207V54H203V55H200V60H203V59H206L210 54V56H212V53L213 54H215V53H220ZM17 52V53H16ZM19 52V53H18ZM20 52H21V54H20ZM74 52V53H73ZM99 52H101V51H99ZM114 52V53H113ZM132 52H133V50H132ZM131 52V53H132ZM129 54L128 56H132V54ZM180 53H181V51L179 50H175V51H173L172 53H171V55H167V53H164L163 54V56L161 55L160 56V54L157 56L158 58H161V59H159L158 61H157V65L159 66V68L160 69H162L163 71H165V74H166V76L168 75L167 74V72L169 73V74H171V75H173L172 73H175L176 74V72L178 71L177 69H176V67H174V69H172L171 68V64L170 63H168L171 59H180L181 58V55H180ZM251 53V52H250ZM15 54V55H14ZM19 54V55H18ZM78 54V55H77ZM17 55V56H16ZM77 55V56H76ZM91 55V54H90ZM90 55H89V57H90ZM250 55V54H249ZM70 56V57H69ZM92 56V58H94V56L93 55H91ZM127 56V57H128ZM166 56H167V58H166ZM96 57V58H97ZM154 57H156V56H154ZM264 57V55L263 56H261V57H259V59H261L262 60V58ZM30 58V59H29ZM39 58H42V57H40L39 56ZM109 58V59H108ZM126 58V57H125ZM162 58H163V60H164V62L165 63H162L161 61H163L162 60ZM165 58H166V60H165ZM43 59V58H42ZM90 59V58H89ZM254 60H257L256 58H252L251 60H250V62L251 61H253L254 62ZM264 61V60H263ZM41 62V63H40ZM35 63V64H34ZM39 63V64H38ZM89 63V62H88ZM103 63V64H102ZM118 61H117V63H115V67H113V65H112V67L114 68V70H116L115 71V73H114V76H113V79L115 78V79H120V81H122V84H120L122 87L127 83V81H128V77H127V79H126V77H125V75L123 76V67H122V70L121 69H119L118 68ZM23 66V68H24V73L20 76V77H18V79H15V78H13V77H11V69L12 68H16V72H17V74H19V73H22V67H20V66ZM230 65H232V64H230ZM251 65H252V62H251V64H248V65H246V66H244L243 67V69H247V70H250V68H251ZM17 66V67H16ZM30 66V67H29ZM68 66L70 67L71 66V68H72V66H73V62H70V63H68ZM106 66V67H105ZM186 66V65H185ZM254 66V65H253ZM33 67V68H32ZM187 67V66H186ZM234 66L232 65V68H233ZM248 67V68H247ZM1 68V69H2ZM18 68V69H17ZM53 68V69H52ZM61 68H65V71H66V74H65V76H63V77H61V76H59L58 77V75H59V69H61ZM88 68V69H87ZM226 68H228V67H226ZM235 68V67H234ZM119 69V71L117 72V70ZM242 69V68H241ZM87 70V71H86ZM8 72V73H7ZM87 72H88V75H87ZM170 72H172V73H170ZM198 72H199V74H200V76L203 78V80L204 81H207V73H206V71H204L203 70V68H199V70H197V72H195V76H197L198 75ZM231 72H232V70H231ZM234 72L235 73H239V70H233V72L232 73H230V74H228L226 77L225 76H223L222 78H224V81H223V79L221 80V79H219L220 81L218 82V84L216 85V86H211L210 87V89H209V92H208V95L206 96V98H205V102H206V100H209L212 96H213V91H212V89H213V87L214 88H223V85L225 84V85H227V83H228V78L229 79H231L232 77H233V75H234ZM245 72V71H244ZM1 73V72H0ZM29 73V74H28ZM35 73V74H34ZM55 73V74H54ZM91 73V74H90ZM33 76H32V75ZM75 74V75H74ZM206 74V75H205ZM26 75V77H24ZM57 75V76H56ZM69 75V76H68ZM74 75V76H73ZM85 77H84V76ZM87 75V76H86ZM8 76H10V77H8ZM30 78H29V77ZM66 76H67V78H66ZM126 76H127V73H126ZM230 76V77H229ZM35 77H36V79H35ZM58 77V78H57ZM70 77H71V79H70ZM25 78V79H24ZM198 78V77H197ZM11 79V80H10ZM13 79V80H12ZM84 79H86V80H84ZM225 79H227V80H225ZM10 82H9V81ZM37 80H40V81H37ZM42 80V81H41ZM62 80H63V82H62ZM14 82V83H13ZM56 82H57V85H56ZM69 82H71V83H69ZM90 82H91V84H90ZM83 83V84H84ZM52 84V85H51ZM54 84V85H53ZM61 86H59V85ZM62 84H63V86H62ZM70 84H72V85H70ZM67 87H71V86H76V90H75V95H73V94H71L70 95V97H71V99H70V97H69V95H65V89H66V86ZM59 86V87H58ZM96 86V85H95ZM57 87V88H56ZM17 88L19 89V90H21L22 91V93L20 92V93H18V90H17ZM54 88V89H53ZM60 88H63V90H64V92L62 91V89H60ZM45 90V91H44ZM59 90V91H58ZM25 91V92H24ZM27 91V92H26ZM60 91H62V92H60ZM72 91H74V90H72L71 89V92ZM54 92H56V93H54ZM59 92V93H58ZM64 93V94H63ZM61 94V95H60ZM60 95V96H59ZM33 98H32V97ZM18 97V98H17ZM65 97V98H64ZM68 97V98H67ZM80 97V98H79ZM6 98V99H5ZM35 99V100H34ZM76 99V100H75ZM188 99H190V100H192L191 98H188ZM194 99V98H193ZM84 100V99H83ZM190 100H188V101H190ZM40 101V102H39ZM39 102V103H38ZM74 104H73V103ZM24 103V104H23ZM73 105H72V104ZM11 105H14V104H11ZM142 105V104H141ZM110 106V105H109ZM10 107V106H9ZM107 107H108V105H107ZM143 107H145V106H143ZM34 108V107H33ZM35 109H40V108H38V106L35 108ZM100 110V111H99ZM197 110V109H196ZM201 111V109L200 110H198V113ZM10 112V111H9ZM64 113V114H65ZM87 113V114H86ZM89 113V114H88ZM65 114V115H66ZM197 114V111L193 114L194 116ZM70 115V116H69ZM118 115V114H117ZM86 116V117H85ZM85 117V118H84ZM119 117V116H118ZM56 118V119H57ZM71 118V119H70ZM2 120H4V119H2ZM53 121V124H51V126L50 127H47L48 129H46V130H44V131H42L43 133L46 131V138L51 142V144H53V141H55L54 143H55V148L53 149V148H51V144L49 143V144H47L46 143V145H35L34 143H28V144H26V145H30V144H34L37 148H40V149H47V150H50V151H52V152H61V153H66V148L65 147H61V146H63V143L60 145V143L57 141V140H55V139H53L52 137H50L51 135H49L50 133H53L54 131H53V129L55 130V129H59V125H58V122L56 123V120H55V118L52 120ZM74 122V123H73ZM144 123H148L147 121L146 122H144ZM74 124V125H73ZM11 125V124H10ZM9 125V126H10ZM182 125V124H181ZM68 127V128H67ZM72 127V128H71ZM120 127V126H119ZM178 128L180 127V125L179 126H177ZM8 128V127H7ZM64 128H66V129H64ZM70 128V129H69ZM121 128V127H120ZM181 128V129H180ZM179 129H177V128H175V129H169V127L167 128H165L164 129V131L163 132H153V133H146L145 134V137L144 138H138L137 139V141H136V145H134V149H135V151H134V153H136L135 155H133L132 153H129L130 151H126V152H123L122 154H121V156H120V158H121V160H124V161H129V162H131V161H135L134 159L135 158H138L140 161H138V162H140V163H142V162H144V161H146L145 159H148V154L147 153H145V151H147L148 153H150V152H152V150H154V147L155 146H158V144H161V145H164V144H167V143H169V142H172V141H174L176 138H178L179 136H181L182 134H190L191 133V130L192 129H190V128H192V126L190 127V128H188V126L185 124L183 127H180ZM65 130H66V132H65ZM176 130V131H175ZM188 131V132H187ZM8 132H10V133H13V134H15V136H16V131H15V129H9L8 128ZM184 132V133H183ZM156 135V136H155ZM10 136V135H9ZM49 136V137H48ZM151 136V137H150ZM44 138V137H43ZM149 138V139H148ZM163 138V139H162ZM8 142H9V140H8ZM56 142H57V144H56ZM19 144H23V143H19ZM57 147H59V148H57ZM61 148V149H60ZM62 148H64V149H62ZM138 149H141V150H138ZM30 150H32V149H29L28 151H27V153H25L26 155H24V158L21 156V161L20 162H30V166H31V164H32V162L34 161V152H30ZM144 150V151H143ZM132 152V151H131ZM139 152H142L141 154H143V155H141V154H139ZM147 154V155H146ZM22 155V154H21ZM138 155V156H137ZM140 155V156H139ZM147 156V157H146ZM140 157V158H139ZM145 157V158H144ZM137 161V160H136ZM142 161V162H141ZM19 162V163H20ZM61 167H60V166ZM52 166L53 167H55V168H57V174L58 175H61L62 174V172H63V174H69L68 173V169H66V166L64 167L62 164H61V162L60 161H58V160H56V161H54L53 163H52ZM64 167V168H63ZM30 168V167H29ZM61 168H62V170H61ZM28 170V169H27ZM41 171V170H40ZM62 174V175H63ZM66 180H68L69 182H71L70 184L71 185H73L72 184V182H73V178H72V175L70 174V176H69V178L68 179H66ZM71 185H69V186H71ZM83 186V185H82ZM206 186V185H205ZM84 187V186H83ZM85 187H86V189H88V190H90V187H89V185H85ZM115 190H117V189H115ZM115 190H113V191H115ZM220 194V193H219ZM74 195V194H73ZM81 195H84V194H81ZM75 196H77V195H75ZM103 196H104V194H103ZM50 197H51V195H50ZM81 197V196H80ZM83 197V196H82ZM237 197V196H236ZM236 197H235V199H236ZM56 201V200H55ZM234 202H236V201H233V202H230V203H228L227 205H231L232 204V206H233V204H234ZM77 205H78V211H80L81 213H82V218L81 219H84V220H87L89 223H91L90 221H91V215L89 214L90 212V208H88L87 209V207L86 206H84V205H82L81 203H77ZM223 205H225V203L223 204ZM222 206V205H221ZM224 207V206H223ZM69 208V207H68ZM83 208V209H82ZM82 209V210H81ZM60 211V210H59ZM63 212L64 211H67L66 210V208L64 209V210H62ZM61 211V212H62ZM231 212H229V213H233V214H236V211L235 210H230ZM102 212V211H101ZM114 212V211H113ZM116 213H112V214H110V216H108V214L106 215V217L108 216V218H106L107 220H105L104 222H101V224H104V223H108V224H110L112 221H115L116 220V217L117 218H119V219H121V220H118L117 219V221H126V222H128L129 223V215L127 214V212H125V213H122V214H120V213H118L117 214V211H115ZM221 212V211H220ZM227 212V213H228ZM87 213V214H86ZM129 213V212H128ZM228 213V214H229ZM97 214H100V213H97ZM93 215H95V214H93ZM201 216H199L198 215V228H201V229H203V230H205V232H206V234L208 235L207 237H199L198 239H200V240H202V241H204L205 242V239H208L209 240V243H210V241H211V239H212V241L211 242H213V244H217L216 243V240H218L217 238H215V237H217V235H219V239H223V238H225V236H224V234H216V232H214L213 230L215 229V228H217V227H220V225H221V223H222V228H221V230L223 231L224 229H229V228H231L230 229V231H233L234 233L232 234V237L230 236V235H227L228 237H230L231 239H233L234 241H236V240H241V239H238V237H239V235H238V233H236V230H235V228H237V227H239V226H241V225H243V224H241L240 223V219L239 220H237V222L238 223H235V222H231V223H229V225H228V227H226V225H225V223H223V222H218V221H215V220H213L212 219V217L213 216H208L209 218H208V221H207V217L206 216H204L205 214L204 213H202L201 212V214H200ZM238 215H241V213H239L238 212ZM102 216H104V215H102ZM102 218V217H101ZM185 218V217H184ZM195 218V217H194ZM241 218V217H240ZM81 219H79V220H81ZM125 219H127V220H125ZM196 219V218H195ZM210 219V220H209ZM78 220V221H79ZM99 220L101 221V219L99 218ZM203 221L206 223V225H207V227L205 226V225H203ZM93 223H97L98 224V220L97 219H95V217H93ZM124 222H121V223H118V225H119V232L120 233H122V234H124V235H127V234H125V233H123L122 231H123V229L120 227V226H123L124 224H123ZM202 223V224H201ZM99 225V224H98ZM245 225V224H244ZM251 230H253V228H251ZM188 233V232H187ZM228 233H229V230H228ZM245 233V232H244ZM244 233L243 234H241L240 236H241V238L243 239L244 238ZM246 235V234H245ZM187 236H188V234H187ZM235 236V237H234ZM152 237V236H151ZM260 240H262V242H260L259 241V239H254L253 241H254V243L255 244H253V243H251L252 245V249L251 250H253V253L250 255H245V257H250V256H252V257H250V258H246L245 260L247 261V263L246 264H261L260 263V259L263 261V259H264V238H262V237H258ZM252 242V241H251ZM257 246H259V247H257ZM251 250H249V251H251ZM256 250H259V252H258V255H255V251ZM237 251H238V253H241L242 251H247V249H237ZM236 252V251H235ZM204 259V258H203Z\"/></svg>",
	"mask_w": 264,
	"mask_h": 264
},
{
	"label": "flooded vegetation",
	"instance_id": "af4514ba",
	"mask_svg": "<svg viewBox=\"0 0 264 264\" xmlns=\"http://www.w3.org/2000/svg\"><path fill=\"white\" fill-rule=\"evenodd\" d=\"M168 191V188H165L164 189V192H167ZM163 196V195H162ZM233 196V194L232 195H230V193L228 194V197L230 198V197H232ZM223 199V198H222ZM167 202L169 201V199L167 198V200H166ZM221 202H223L224 200H220ZM227 201V200H226ZM216 204H218L219 205V201H218V203H216ZM214 206V205H211L212 206V208H218L219 206ZM210 206V205H209ZM210 206V207H211ZM224 208V209H223ZM227 209H229V207H227V208H225V207H222V210H221V213L222 214H224V212H226L227 211ZM168 211L166 210V211H163V208L162 207H159V212H158V214H159V218H158V220H155L156 222H158L159 220L160 221H166V220H168V219H170L171 217H172V215H171V212H168ZM156 219V218H155ZM143 220H141V222H142ZM124 224V223H123ZM143 226H144V223H140L138 226H137V228H136V231L135 232H133L134 231V229H133V227L132 226H128V225H126V224H124L123 226H120L122 229H123V233H125V234H128V233H132L133 234V236H136V241H137V243H138V235H141L142 236V238L147 242V245L142 249V250H138L137 248H136V245L132 248V252L130 253V255L128 256V258H122L121 259V261H122V264H125L126 262H124L123 261V259H125V260H127V262H132L131 264H134V263H138V264H141L142 262H144V263H146V264H155V263H153V262H150V261H148V260H145V259H139V257H140V254L141 253H143V251H144V249L145 248H147V247H149V244L150 243H152L153 242V240H152V238L153 237H151L150 235H148L147 233H146V231L145 232H143ZM119 227V226H118ZM127 229H129V230H127ZM118 230H119V228H118ZM122 234V233H121ZM124 235V234H123ZM168 236V237H167ZM167 236L166 235H164L163 236V238L164 239H166V238H169L168 239V241H170V240H172V241H174V242H178L179 240H174V238H171L168 234H167ZM86 241H91V240H86ZM86 241H84V242H86ZM92 242V241H91ZM192 244H194L195 246H198V247H200V246H202V245H204L205 243H206V241L204 242V241H202V240H200V239H198V242H197V239H192L191 241H190ZM136 243V244H137ZM85 244V243H84ZM202 244V245H201ZM208 244L209 245H212V246H214L212 243H209L208 242ZM85 245H91V244H85ZM57 248H59L58 246H55L52 250H51V258L52 259H48L50 262H52L53 263V261L54 262H59L61 259H63L65 256H64V254L63 253H57ZM216 248V247H215ZM203 249V248H202ZM53 250H55V252L53 251ZM204 250H206V253H207V255L209 256L210 254L214 257V259H215V261L217 262V264H220L219 262H220V259L221 258H225V259H227V258H229V259H227V262H228V264H232V260H230V259H232V253H234V252H229V253H227V254H218V255H215L214 253H212V251H211V249L209 248V250L207 249V248H204ZM178 253L179 254H181L180 253V251H178ZM177 254V253H176ZM240 255H242V256H245V255H249L250 253H248V252H243L242 251V253H239ZM55 255V256H54ZM181 256L182 257H185V255L184 254H181ZM220 256V257H219ZM54 258V259H53ZM45 259V258H44ZM44 259H42L41 260V262H39V264H47V263H45V260ZM58 259V260H57ZM60 259V260H59ZM177 259V260H176ZM174 260H176V263L178 262V261H180L181 260V262L182 263H184L185 262V260H186V257H185V260H183L181 257H174ZM200 261V260H199ZM67 263H68V261H67ZM236 263V262H235ZM234 263V264H235ZM73 264V263H72ZM127 264V263H126Z\"/></svg>",
	"mask_w": 264,
	"mask_h": 264
},
{
	"label": "water",
	"instance_id": "95a60500",
	"mask_svg": "<svg viewBox=\"0 0 264 264\" xmlns=\"http://www.w3.org/2000/svg\"><path fill=\"white\" fill-rule=\"evenodd\" d=\"M12 12H14L12 9H10ZM25 31V30H24ZM37 46H41V43H38ZM264 60V57L262 58ZM125 70L128 76L127 83L116 90L114 92V95L121 98L128 94H130L132 91L137 90L139 86L144 83L151 73V66L148 62H136L132 58H128L125 66ZM122 123L124 122V117L122 112L118 113ZM122 128H124L123 124H120ZM30 167V162H20V163H10L8 165V168H11L15 170L16 172H23L27 170ZM235 190L233 188L230 193H232ZM138 243L136 244V248L138 250H142L146 245L147 242L142 238L141 235H138ZM88 243V242H87ZM4 244V241L0 238V245ZM0 259L2 261V264H9V260L5 258L3 253L0 252ZM124 262L127 264H131L132 262H127V260L123 259ZM138 264V263H134ZM141 264H146L142 262ZM220 264H228L227 259L221 258Z\"/></svg>",
	"mask_w": 264,
	"mask_h": 264
}]
</instances>
